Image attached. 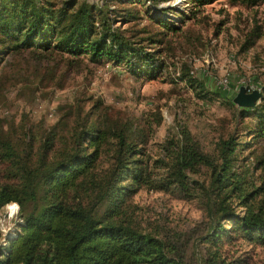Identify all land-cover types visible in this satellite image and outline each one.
Returning <instances> with one entry per match:
<instances>
[{
    "label": "trees",
    "instance_id": "obj_1",
    "mask_svg": "<svg viewBox=\"0 0 264 264\" xmlns=\"http://www.w3.org/2000/svg\"><path fill=\"white\" fill-rule=\"evenodd\" d=\"M114 1L116 5L110 7L107 2L97 5L88 0H0V77L11 58L40 63L54 54L65 55L69 65L82 60L111 62L153 76L164 66L159 58L162 49L155 46L164 42V31L152 34L146 28H133L142 18V8L135 6L144 7V0ZM149 1L157 5L168 0ZM184 1L194 14L218 0ZM230 1L249 7L264 3ZM151 21L165 31L178 30L166 19ZM259 35L249 37L246 48ZM180 78L197 96L209 98L203 82L187 72ZM230 103L235 106L233 99ZM101 104L96 101L87 111L76 105L74 120L69 121L72 112L68 111L36 149L31 135H26L28 142L21 148L0 135V208L17 201L23 219L17 235L0 248V264H190L185 234L160 237L140 229L132 219L129 201L143 186L182 196L198 194L209 217L201 237L208 246L217 247L231 232L264 244V155L256 160L260 181L253 188L249 167H236V151L243 143L234 135L219 142L214 157L184 129L165 146L168 161L162 162L164 171L158 173L142 151L143 132H135L136 125L128 120L99 119L96 110ZM237 115L253 119L254 128L248 130L264 138V102L237 106ZM103 153L111 157L105 169L98 166ZM202 168L208 171L206 183L189 180ZM240 205L245 208L241 214ZM202 264L236 263L216 249L207 253Z\"/></svg>",
    "mask_w": 264,
    "mask_h": 264
},
{
    "label": "rangeland",
    "instance_id": "obj_2",
    "mask_svg": "<svg viewBox=\"0 0 264 264\" xmlns=\"http://www.w3.org/2000/svg\"><path fill=\"white\" fill-rule=\"evenodd\" d=\"M88 1L116 5L114 0ZM144 2V7L135 6L142 8V18L135 21L133 28H146L152 34L160 29L165 34L164 42L155 45L162 49L159 58L164 63L156 74H137L111 62L91 64L82 60L69 65L67 57L59 54L40 63L11 58L1 69L0 135L8 136L18 148L24 147L28 142L26 135H31L36 149L44 134L68 111L72 112L67 116L72 122L76 105L87 111L100 101L101 107L96 110L99 119L128 120L136 125L135 132H143L142 151L158 173L164 171L162 162L168 161L165 146L177 139L182 130L187 129L200 148L214 157L218 155L219 142L234 135L236 141L243 143L236 151V167H249V183L256 188L260 172L254 167L264 155V138L253 136L248 129L254 128L255 121L239 118L237 106L230 101L244 86L247 92L259 90L257 103L264 102V3L249 7L218 0L192 14L193 8L184 0L157 5ZM159 17L178 30L165 31L150 23ZM256 32L260 35L246 48L248 38ZM185 72L203 82L209 98L197 96L181 80ZM110 158V153H103L98 166L105 169ZM207 179L205 168L189 175V180L206 183ZM129 202L131 217L140 229L159 233L160 237L167 233L185 234L190 264H202L207 253L216 249L221 257L236 264L240 260L243 264H264V244L251 243L233 232L222 238L217 247L202 240L209 217L198 194L182 196L143 186ZM244 209L237 206L239 214ZM225 225L229 227V223ZM18 230L16 225L10 234Z\"/></svg>",
    "mask_w": 264,
    "mask_h": 264
},
{
    "label": "clouds",
    "instance_id": "obj_3",
    "mask_svg": "<svg viewBox=\"0 0 264 264\" xmlns=\"http://www.w3.org/2000/svg\"><path fill=\"white\" fill-rule=\"evenodd\" d=\"M6 208L11 209L9 211L7 220L9 221L7 224L4 223L3 220H0V245H6V237L7 234L16 227L17 224H22L23 219L21 218V206L17 201H11ZM12 221H15L14 223Z\"/></svg>",
    "mask_w": 264,
    "mask_h": 264
},
{
    "label": "water",
    "instance_id": "obj_4",
    "mask_svg": "<svg viewBox=\"0 0 264 264\" xmlns=\"http://www.w3.org/2000/svg\"><path fill=\"white\" fill-rule=\"evenodd\" d=\"M261 97V92L257 89L247 92L244 86H240L233 98V103L238 107H253Z\"/></svg>",
    "mask_w": 264,
    "mask_h": 264
},
{
    "label": "built area",
    "instance_id": "obj_5",
    "mask_svg": "<svg viewBox=\"0 0 264 264\" xmlns=\"http://www.w3.org/2000/svg\"><path fill=\"white\" fill-rule=\"evenodd\" d=\"M9 203L10 202L6 203L4 206H2L0 208V220H3L4 223L7 220V216H8L9 211H11V209L5 207ZM17 226H18V229H19V224H17ZM11 232H12V230L7 234V237H6V245H0V248H5L8 245L10 239L13 238V237H15L17 235V233H18V232H15L13 234H10Z\"/></svg>",
    "mask_w": 264,
    "mask_h": 264
}]
</instances>
